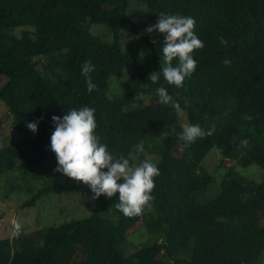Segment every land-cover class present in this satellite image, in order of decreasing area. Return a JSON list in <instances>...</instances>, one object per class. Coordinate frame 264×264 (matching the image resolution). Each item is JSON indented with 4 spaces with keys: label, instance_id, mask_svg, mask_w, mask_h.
I'll return each instance as SVG.
<instances>
[{
    "label": "trees",
    "instance_id": "1",
    "mask_svg": "<svg viewBox=\"0 0 264 264\" xmlns=\"http://www.w3.org/2000/svg\"><path fill=\"white\" fill-rule=\"evenodd\" d=\"M137 1L156 17L150 26L161 14L195 19L205 47L194 52L198 66L183 87L168 84L162 74L159 83L149 80L161 69L164 36L148 34V27L128 15L129 0H0V75L9 78L0 100L22 135L16 145L0 149V176L20 166L41 169L49 160L57 162L51 150L52 117L84 106L95 109L96 134L117 158L137 154L139 162L151 159L161 173L154 178L153 214L126 217L113 206L119 193L111 199L101 196L90 216L42 229V242L37 234L0 240V264L264 262V179L256 183L229 167L217 198L199 201L215 184L201 167L215 149L226 161L264 170V0ZM95 25L107 27L112 40L93 33ZM22 27L32 30L15 36ZM123 33L137 40L124 44ZM43 59L50 67L40 70ZM226 59L230 66L224 65ZM88 60L95 66L90 75L98 89L92 93L82 75ZM114 80H122L120 94H112ZM160 86L180 104L188 124L202 127L204 138L190 146L178 140L181 115L159 103ZM141 95L152 100L135 108ZM36 121L33 133L27 124ZM172 126L174 134L149 151L152 158L145 149L137 151L153 131ZM71 190L59 185L44 192ZM110 209L116 219L107 215ZM144 227L161 233L159 242L124 256L121 245Z\"/></svg>",
    "mask_w": 264,
    "mask_h": 264
},
{
    "label": "clouds",
    "instance_id": "2",
    "mask_svg": "<svg viewBox=\"0 0 264 264\" xmlns=\"http://www.w3.org/2000/svg\"><path fill=\"white\" fill-rule=\"evenodd\" d=\"M195 29L196 21L193 17L165 14H161L157 23L146 29L148 34L159 32L164 35L161 69L150 73L149 80L152 83H159L162 74L168 84L180 88L184 86L186 79L192 77L198 66L193 54L205 47ZM220 42L225 46L228 44L223 37H220ZM173 61H176L175 65ZM223 63L230 66L232 62L226 59ZM94 71L95 66L91 60L82 65V75L86 78L89 93L98 90L90 75ZM156 94L160 104L171 105L177 113L182 112L180 104L165 87H158ZM183 99L187 106L188 98ZM245 119L251 120L252 117L246 116ZM52 120L55 130L51 136V150L55 153L58 164L55 172L90 186L94 194L93 200H98L101 196L111 199L119 193L118 202L113 206L126 217L152 211L155 200L152 193L156 187L154 178L161 174L156 163L147 158L139 163L132 162L135 157L117 158L96 134L98 125L94 108L84 106L69 109L62 118L53 116ZM38 123L39 121L30 122L27 127L36 133ZM205 136L206 133L199 124H184L178 140L185 146H190ZM136 147L138 152H143V142ZM21 232L22 226L16 222L14 235L19 237Z\"/></svg>",
    "mask_w": 264,
    "mask_h": 264
},
{
    "label": "rangeland",
    "instance_id": "3",
    "mask_svg": "<svg viewBox=\"0 0 264 264\" xmlns=\"http://www.w3.org/2000/svg\"><path fill=\"white\" fill-rule=\"evenodd\" d=\"M130 9L128 15L139 24H143L145 28L156 19L154 15L137 0H129ZM32 28H19L14 31V35L18 36L25 30ZM93 33L104 40L111 41L112 35L107 27L95 25L92 28ZM155 37L163 34L157 32ZM124 44L135 42L137 37L128 33L122 34ZM44 65H49V59H43L38 64L40 70H44ZM9 78L0 75V90L5 87ZM122 81V80H121ZM121 81L114 80L112 85V94H120ZM111 93V92H110ZM152 100V95H141L134 104L135 108L144 107ZM181 120L178 125L183 129L184 124H188V117L185 112H181ZM176 127H162L153 131L148 141L145 142V152L149 158H152L149 151L159 145L162 140L174 134ZM22 135L13 126V117L11 116L6 104L0 100V149L8 148L17 144ZM143 144V146H144ZM147 148V149H146ZM148 150V151H147ZM135 161L139 162V155H132ZM58 164L55 160H49L47 166L41 169H30L20 166L15 172L0 176V240L12 239L14 236V224L19 222L22 226V232L19 236H28L37 234V241L42 242L43 238L39 234L42 229L47 226H59L72 219H84L93 214L97 200H93V193L90 186L85 185L81 181H75L61 173L55 172ZM202 169L211 174L215 179V184L211 189L200 197L199 201L206 204L217 198L220 193V184L226 175L229 167H234L238 174L261 183L264 179V170L257 165L242 167L234 161H226L222 158L220 152L213 150L203 161ZM122 183V181H120ZM73 187L71 191H47L48 187ZM37 197L34 204L31 200ZM32 204L31 206H27ZM153 214V211H151ZM107 215L116 219L114 209H110ZM17 237V236H16ZM162 234L151 232L147 227L128 237L127 241L120 247V251L126 257L133 256L138 250L144 246H151L159 242ZM264 264V262H260Z\"/></svg>",
    "mask_w": 264,
    "mask_h": 264
}]
</instances>
